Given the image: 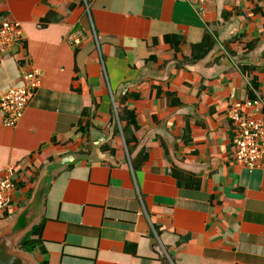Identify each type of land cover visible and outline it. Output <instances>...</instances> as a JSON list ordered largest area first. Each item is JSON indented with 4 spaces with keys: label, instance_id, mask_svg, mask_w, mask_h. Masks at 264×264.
I'll return each instance as SVG.
<instances>
[{
    "label": "crops",
    "instance_id": "obj_1",
    "mask_svg": "<svg viewBox=\"0 0 264 264\" xmlns=\"http://www.w3.org/2000/svg\"><path fill=\"white\" fill-rule=\"evenodd\" d=\"M198 7L0 0V24L24 35L0 53V97L25 73L43 75L16 127L0 113V175L15 169L0 264H264V161L252 171L234 162L226 117L234 102H264V0ZM78 30L85 40L71 47ZM206 34L216 46L186 64ZM167 35L181 37L180 50ZM118 105L137 116L132 155ZM140 152L148 158L134 168ZM42 222L46 253L21 250Z\"/></svg>",
    "mask_w": 264,
    "mask_h": 264
},
{
    "label": "built area",
    "instance_id": "obj_2",
    "mask_svg": "<svg viewBox=\"0 0 264 264\" xmlns=\"http://www.w3.org/2000/svg\"><path fill=\"white\" fill-rule=\"evenodd\" d=\"M202 11L207 0H197ZM202 13V12H201ZM24 40L19 23L5 19L0 24V53L20 45ZM85 40L83 31L78 30L67 38L71 47H79ZM43 75L38 70L23 76L25 85L11 88L0 97V113L3 125L16 127L24 116L26 108L40 87ZM264 102L259 96L243 102H234L227 110L226 117L232 128L233 160L249 171L261 167L264 161ZM14 167H8L0 175V216L8 208V201L15 189Z\"/></svg>",
    "mask_w": 264,
    "mask_h": 264
},
{
    "label": "trees",
    "instance_id": "obj_3",
    "mask_svg": "<svg viewBox=\"0 0 264 264\" xmlns=\"http://www.w3.org/2000/svg\"><path fill=\"white\" fill-rule=\"evenodd\" d=\"M51 18L47 16L43 22L42 26H45L51 22ZM164 41L169 43L171 48H175L177 51L180 50L182 39L178 36H164ZM216 46V40L210 34H206L201 42L192 45L191 47V57L185 61L186 64H196L201 60H204L208 54L214 49ZM124 106V105H123ZM118 105L117 111L119 114V119L122 123L121 131L124 135L125 143L128 147L130 154L135 149V145L131 148L132 144H136L135 132L138 131L139 125L137 121V116L134 111L128 110L126 107ZM78 132L85 134L87 128L82 126V123L79 125ZM88 127V125H86ZM116 130V129H115ZM117 131V130H116ZM138 156L133 157V166L134 168H138L142 166L144 162L148 158L147 152L138 153ZM143 155V156H142ZM174 178L178 181L179 185L184 183V185L189 186V182L191 178L182 174L178 170L173 171ZM44 228V223L38 224L32 228V230L25 236V238L20 242V249L28 252H40L41 254L46 253V250L43 246L41 240V234ZM46 263V262H45ZM44 263V264H45Z\"/></svg>",
    "mask_w": 264,
    "mask_h": 264
}]
</instances>
